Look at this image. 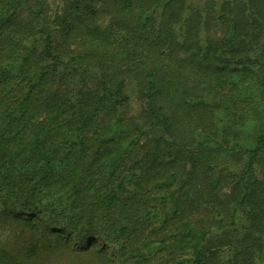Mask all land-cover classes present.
<instances>
[{
    "label": "trees",
    "instance_id": "obj_1",
    "mask_svg": "<svg viewBox=\"0 0 264 264\" xmlns=\"http://www.w3.org/2000/svg\"><path fill=\"white\" fill-rule=\"evenodd\" d=\"M33 1L0 0V264H263L264 0Z\"/></svg>",
    "mask_w": 264,
    "mask_h": 264
},
{
    "label": "rangeland",
    "instance_id": "obj_2",
    "mask_svg": "<svg viewBox=\"0 0 264 264\" xmlns=\"http://www.w3.org/2000/svg\"><path fill=\"white\" fill-rule=\"evenodd\" d=\"M30 3H34L33 0H28ZM46 4L44 5L45 13L50 17V19H60L61 15L63 14V0H45ZM191 2H196L200 4H205L207 0H190ZM29 5V4H28ZM107 15L101 13L97 17V22L105 24L107 22ZM215 29L212 30L214 33ZM140 102L137 100L135 96L132 97L131 103L127 107L126 114L128 116H137L140 110ZM236 231L238 230H231L230 227L225 228L224 230L218 231L212 235H210V240L212 243V247H224L228 242H232L236 239ZM189 254V253H187ZM264 247L263 253L261 255L262 263L264 264Z\"/></svg>",
    "mask_w": 264,
    "mask_h": 264
}]
</instances>
